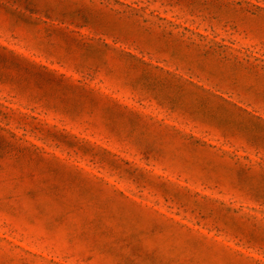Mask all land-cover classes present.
<instances>
[{
    "label": "rangeland",
    "instance_id": "obj_1",
    "mask_svg": "<svg viewBox=\"0 0 264 264\" xmlns=\"http://www.w3.org/2000/svg\"><path fill=\"white\" fill-rule=\"evenodd\" d=\"M0 264H264V0H0Z\"/></svg>",
    "mask_w": 264,
    "mask_h": 264
}]
</instances>
